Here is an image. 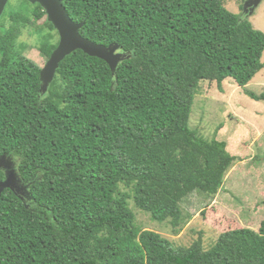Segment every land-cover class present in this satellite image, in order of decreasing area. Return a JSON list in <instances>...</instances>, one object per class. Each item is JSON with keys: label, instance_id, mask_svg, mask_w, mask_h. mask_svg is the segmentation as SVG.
<instances>
[{"label": "trees", "instance_id": "16d2710c", "mask_svg": "<svg viewBox=\"0 0 264 264\" xmlns=\"http://www.w3.org/2000/svg\"><path fill=\"white\" fill-rule=\"evenodd\" d=\"M61 2L82 38L117 45L125 59L112 74L76 50L41 94V68L16 43L44 19L36 27L48 58L53 26L26 0L3 11L0 157L14 162L22 192L0 194V264H264V217L257 231L228 230L204 250L200 239L173 247L139 231L128 208L177 221L188 194L223 185L237 158L190 128L194 92L200 80L245 88L264 68V33L222 0Z\"/></svg>", "mask_w": 264, "mask_h": 264}, {"label": "rangeland", "instance_id": "374dc122", "mask_svg": "<svg viewBox=\"0 0 264 264\" xmlns=\"http://www.w3.org/2000/svg\"><path fill=\"white\" fill-rule=\"evenodd\" d=\"M222 1L229 12L245 16L254 29L264 33V0L251 16L241 10L244 0ZM23 4V0H8L4 10L15 13ZM43 22L44 19L40 20L36 26H43ZM5 24L9 25V21ZM36 26L21 30L16 49L24 46L21 54L43 68L49 57L39 51L40 36ZM52 34L54 41H58L56 30ZM262 62L264 64V52ZM244 89L256 95L264 94V68L245 88L238 87L232 79H226L222 91L206 80L197 82L190 128L206 140L214 138L226 142L227 151L237 159L220 188H211L205 195L193 192L180 202L181 217L177 221H154L129 200L128 208L139 231L155 232L169 240L173 247L187 248L200 239L204 250L228 230L257 231L264 217V101L250 99ZM120 190L130 191L123 186Z\"/></svg>", "mask_w": 264, "mask_h": 264}, {"label": "water", "instance_id": "95a60500", "mask_svg": "<svg viewBox=\"0 0 264 264\" xmlns=\"http://www.w3.org/2000/svg\"><path fill=\"white\" fill-rule=\"evenodd\" d=\"M8 0H0V17ZM30 4H38L45 12L47 22L50 23L58 34V44L50 54L47 62L40 71V92L45 94L49 84L52 82L60 62L76 50L82 51L89 57L98 58L109 66L114 74L117 65L125 59V54L120 52L117 45H103L92 43L82 38L78 31L82 24H75L69 18L61 0H26ZM262 0H244L243 13L251 16ZM0 169L5 172V178L0 181V194L5 189L22 192L18 184L15 168L10 159L0 157Z\"/></svg>", "mask_w": 264, "mask_h": 264}, {"label": "flooded vegetation", "instance_id": "af4514ba", "mask_svg": "<svg viewBox=\"0 0 264 264\" xmlns=\"http://www.w3.org/2000/svg\"><path fill=\"white\" fill-rule=\"evenodd\" d=\"M12 161V160H11ZM12 164H13V166H14V168H15V164H14V162L12 161ZM4 178H5V172H4Z\"/></svg>", "mask_w": 264, "mask_h": 264}]
</instances>
